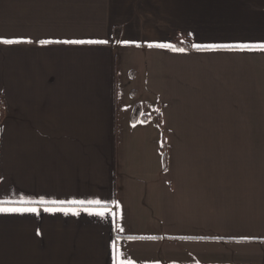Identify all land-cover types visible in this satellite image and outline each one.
Returning a JSON list of instances; mask_svg holds the SVG:
<instances>
[{"label":"crops","instance_id":"0c3cea01","mask_svg":"<svg viewBox=\"0 0 264 264\" xmlns=\"http://www.w3.org/2000/svg\"><path fill=\"white\" fill-rule=\"evenodd\" d=\"M260 45L264 0H0V264H264Z\"/></svg>","mask_w":264,"mask_h":264},{"label":"trees","instance_id":"16d2710c","mask_svg":"<svg viewBox=\"0 0 264 264\" xmlns=\"http://www.w3.org/2000/svg\"><path fill=\"white\" fill-rule=\"evenodd\" d=\"M114 36H115L116 40L119 39V37H120V30L118 28L115 29ZM172 47L173 48H182V49H192L187 44L183 45V44H179L177 42H174L172 44ZM3 115H4V107H3V104L0 102V123H1V121L3 119ZM140 115H141V109H140V107H136V109L134 111V114H133V121H137ZM142 118H143V120H146V119L149 118V116L144 115ZM164 159H165V162H167V152H166L165 149H164Z\"/></svg>","mask_w":264,"mask_h":264},{"label":"snow or ice","instance_id":"6c2138e0","mask_svg":"<svg viewBox=\"0 0 264 264\" xmlns=\"http://www.w3.org/2000/svg\"><path fill=\"white\" fill-rule=\"evenodd\" d=\"M4 43H13L14 41H10V40H4ZM30 42V41H29ZM66 43L70 42V43H84L85 41H65ZM41 43H45L44 41H41ZM88 43H107V41H88ZM160 47H164L165 45H158ZM198 47V46H197ZM242 47H249V46H242ZM261 49H264V45H260L259 46ZM180 51H183V49H180ZM83 203V202H80ZM90 203H97L99 204V201H95V202H90ZM30 211H37L36 209H30ZM97 215H105V212H97Z\"/></svg>","mask_w":264,"mask_h":264}]
</instances>
